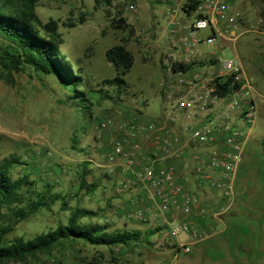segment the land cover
Returning a JSON list of instances; mask_svg holds the SVG:
<instances>
[{"label": "rangeland", "instance_id": "rangeland-1", "mask_svg": "<svg viewBox=\"0 0 264 264\" xmlns=\"http://www.w3.org/2000/svg\"><path fill=\"white\" fill-rule=\"evenodd\" d=\"M156 0H109V4L97 5L96 0H38L36 13L42 22L54 19L59 22V31L64 43L60 52L74 65L81 68L82 85L88 102H75L80 98H68L55 78L36 73L25 67L18 73L0 67V164L6 159H18L12 163L9 174L12 179L28 175L33 182L32 191L46 192L44 184L52 186L51 193H68L71 206L91 209L96 216L83 218L86 224L105 225L107 231L113 230H154L158 228L160 215L148 212L147 218L130 217L133 206L123 194H116L103 180L105 177V157L99 143V132H112L113 128L125 126L128 120L138 118L144 121L157 120L170 102L163 99L165 74L160 68L159 52L166 50L168 41V19L162 13L166 7ZM133 4L134 9H128ZM264 0H233L231 11L239 12L236 39L221 47L219 41L200 43L198 52H214L222 58H236L243 76L249 81L254 93L256 118L249 132V144L260 152L264 151ZM85 14V21L69 28L63 25L68 19L76 21L75 12ZM133 27V35L128 30L112 28V20L117 12ZM161 13V14H160ZM262 17L263 21L258 23ZM166 33L162 35V29ZM180 31V36L184 33ZM210 30L196 32L197 39H203ZM175 36V35H174ZM180 36H176L177 38ZM121 37H128L127 48L134 57L133 66L125 76L129 85L127 95L121 102L101 97L99 89L103 80L111 79L116 71L105 57L106 50L119 43ZM147 46L157 47V54ZM110 91V90H109ZM113 94L112 91H110ZM118 105L117 110L114 106ZM88 110V111H87ZM116 114L105 130H98L101 122L110 111ZM142 115V117H141ZM183 124V122H179ZM184 124L192 128V118ZM74 139V140H73ZM257 144V146H255ZM88 173L87 183L99 181L93 193H86L85 187L79 189V173L84 162ZM107 185V186H106ZM106 189L104 190V188ZM208 189V188H205ZM59 201L41 208L28 218L15 225L14 231L7 235L8 240L22 237L29 240L55 229L58 223H65L69 216ZM5 223L13 219L12 212L1 209ZM167 228L149 237V243L140 241L128 245L107 247L87 243L70 244L64 242L49 251L28 257L24 261L9 264H264V245L262 257L256 253L238 249L233 241L218 242L216 249L206 246L205 241L191 245L189 254H181L173 259L172 249L163 237ZM187 242V236L178 238ZM174 241L171 239L170 243ZM230 243V244H228Z\"/></svg>", "mask_w": 264, "mask_h": 264}, {"label": "built area", "instance_id": "built-area-1", "mask_svg": "<svg viewBox=\"0 0 264 264\" xmlns=\"http://www.w3.org/2000/svg\"><path fill=\"white\" fill-rule=\"evenodd\" d=\"M156 1L166 7L170 39L179 31L178 25H183L184 33L177 38L184 57L173 61L166 57L169 61L165 71L177 87L176 94L166 91L164 100L170 103L163 111L165 124L153 127L147 134L148 139L157 138L161 149L142 150L134 141L140 131L135 121L115 132L109 141L100 142L99 147L104 150L105 175L112 180L116 194L135 193L136 201L146 203L129 216L142 219L150 216L148 212H153L154 218L160 215L157 226L168 229L163 237L176 259L189 254L191 245L206 241L211 230L203 198L177 177L173 159L188 160L185 172L200 186L220 194L221 206L212 216L227 213L235 203L233 180L255 122L256 105L252 86L236 58L226 59L195 48L217 40L224 47L236 39L234 27L240 13L231 11L233 0ZM127 7L134 9L133 4ZM75 16H79L78 11ZM181 18L186 20L182 24ZM262 21L260 17L258 23ZM203 29L210 33L199 40L195 34ZM189 65V69L183 67ZM218 85L226 90L217 89ZM187 118H192V128L184 124ZM110 122L111 117L106 116L98 130H105ZM182 234L189 241L181 242L178 238ZM171 239L174 241L170 243Z\"/></svg>", "mask_w": 264, "mask_h": 264}, {"label": "trees", "instance_id": "trees-1", "mask_svg": "<svg viewBox=\"0 0 264 264\" xmlns=\"http://www.w3.org/2000/svg\"><path fill=\"white\" fill-rule=\"evenodd\" d=\"M37 1L0 0V67L16 73L23 71L25 67H30L36 73L51 76L57 80L62 91L69 93L68 98L83 97L82 100L75 102L77 107H81L79 104L88 102L82 90L81 68H74V65L60 52L64 40L59 31V22L54 19L42 22L35 10ZM96 3L109 4V0H96ZM261 14H264V10ZM84 21L85 14H80L76 21L68 19L63 25L72 28ZM112 28L128 30V37L134 32L133 27L127 23L120 11L117 12V18L112 20ZM128 37H121L119 43L112 45L105 52V57L113 65L116 75L101 82L102 88L99 89V93L102 98L113 100L115 103L121 102L122 96L129 93L125 76L133 66L134 57L127 48ZM183 67L189 69L190 65ZM217 89L226 90L225 86L220 85ZM82 107L89 110V106L85 104ZM18 162L19 160L14 158L6 159L0 164V264L24 261L64 242L70 244L82 242L107 247L140 241L149 243V237L161 230L155 228L144 232L138 229L107 231L105 225L86 224L81 220L96 216V213L79 205L71 206L69 199L71 196L68 193H51L52 186L49 184H44L46 192L35 193L31 189L33 182L28 180L26 173L12 179L9 171L12 163ZM87 163V161L83 163V169L79 173L78 188L85 187L86 193H93L99 187V181L86 182ZM56 201L61 203L63 210L69 211L65 223L60 222L55 229L29 240H24L22 237L7 239V235L14 231L18 222L41 208H48ZM4 207H7L14 216L11 222L3 221L4 215L1 209Z\"/></svg>", "mask_w": 264, "mask_h": 264}, {"label": "crops", "instance_id": "crops-1", "mask_svg": "<svg viewBox=\"0 0 264 264\" xmlns=\"http://www.w3.org/2000/svg\"><path fill=\"white\" fill-rule=\"evenodd\" d=\"M162 15L164 18L166 17L165 8ZM185 21V19L181 18L179 23L182 24V22ZM178 26L180 29L174 34L175 36L173 39H170L171 35L169 32L168 41L170 44L166 50L159 52L157 51V47L146 45L147 49L153 48L152 51L154 54L159 52L160 68L165 74L164 77L166 85V88L163 89V99L167 90H169L170 93L176 94L174 91L177 89L176 85L170 81V78L167 76L165 71L166 64H168L169 61L166 60V57L169 58L170 61H173L175 58L182 59L184 57L183 48L180 46L181 44H179L180 42L177 41L176 37L180 36V31H182L183 25ZM161 29L163 35L166 33V31H170L171 28L169 29L168 27V30H166V27L165 29ZM193 69L194 68L191 67L190 71ZM114 106L117 110L118 105L115 104ZM116 110L110 111L106 116L111 117V120H113ZM131 121H135L140 127V131L135 136L134 141L142 147V150L159 151L161 149V143L157 141V138L148 139L147 134L153 127L165 124L163 112L157 120H148L147 122L144 121V118H138L136 113L134 118L128 120L127 124ZM180 125L181 124H179V126ZM122 127L118 126L117 128H113L115 129L114 132H104L101 136V139L104 142L109 141L110 138L113 137L114 133L120 130ZM153 134H156V132ZM159 138H161V136H159ZM248 141L249 138L245 144L243 157L236 170L233 180L235 203L227 213L217 217L212 216V214L217 212L221 206L222 201L220 194L218 192L211 191L210 189H205L207 187L200 186L192 177V175L185 172L184 163L188 160L183 158H174L172 163L175 166L177 177L182 182H184V184L187 185L191 191L197 193L203 198V206L206 208L204 215L206 218H209L208 225L209 230H211V235L207 239L208 242H206V246L216 249V244H218L219 241H233L235 244H237L236 247L238 249L242 251H254L256 253V257L260 258L262 257V245H264V151L260 152L258 149H256V147L250 146ZM255 146H257V144ZM103 177H105L103 179L105 184H107L109 187H113L112 180L110 182L107 175H103ZM122 198H127L130 200V204L134 208L133 211L146 205L145 202L141 203L135 200V193H132L131 195L129 193L123 194ZM179 216L181 217V214H179ZM156 233L154 235H156ZM168 247L170 248V245H168Z\"/></svg>", "mask_w": 264, "mask_h": 264}]
</instances>
